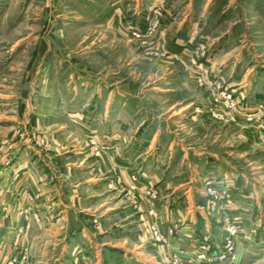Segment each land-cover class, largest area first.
<instances>
[{
	"label": "rangeland",
	"instance_id": "1",
	"mask_svg": "<svg viewBox=\"0 0 264 264\" xmlns=\"http://www.w3.org/2000/svg\"><path fill=\"white\" fill-rule=\"evenodd\" d=\"M152 1L0 0V264H264V0Z\"/></svg>",
	"mask_w": 264,
	"mask_h": 264
},
{
	"label": "crops",
	"instance_id": "2",
	"mask_svg": "<svg viewBox=\"0 0 264 264\" xmlns=\"http://www.w3.org/2000/svg\"><path fill=\"white\" fill-rule=\"evenodd\" d=\"M155 1L156 0L152 1L150 4L151 5H154L156 3ZM171 4H172V2H171ZM177 12L178 11L175 10V13H177ZM137 13H144V12L139 10V11H137ZM188 13L189 14L191 13L190 12V8H189ZM198 17H199V15L197 16V18H193V19L194 20L195 19H198ZM189 18L191 19L192 17L190 16ZM194 24H195L194 22H193V24L191 22V24L189 25L188 30L181 31L178 34L179 35H182L183 38H185L187 36H190L191 34H194L196 31L195 32L194 31H191V30H194L195 29V27H193ZM184 34H187V35L186 36H183ZM200 38L203 39L202 33H201ZM221 63H224V62H221ZM242 82H243V85H241V87H239V88H243L242 90L245 93L247 92V90L250 92L252 90V87H251L252 84L246 83V81L244 82V80ZM229 84L230 85L231 84L234 85L236 83L232 82V83H229ZM248 109H249V111L255 110L254 108H251V109L248 108ZM159 130L160 129H155V131L153 132V135H152V138L151 139H149L150 138L149 136H146L144 138L143 133H141V135L138 136V137H135L134 136L133 137L134 141H132V144H134L135 146H137V150L141 146L142 147L143 146H149L150 147V144H151L153 146V149H152L151 155H149V157H150L151 160H149L148 162L154 163V160H157V162H156L157 168L160 171L162 169L161 167H158V166H161V164H162L161 161H160L161 158H162V152L160 150L162 148V142H164V141H162L163 139H161V132ZM114 131H116V129H112V128L109 129V127L107 126L104 129V132H105V134L103 136L104 140H108V142H110L111 144H113V143H115V144H121V138L124 137V134H120L119 136H115V135H112ZM120 132H122V131H120ZM142 138H144V139H142ZM176 146L182 148L181 142H179L178 140H176L174 138H173V140H170L168 142V146H167L168 147V155H167V158L165 159V161H167V162H165V163H167L166 171H165L166 174L163 176V177H165L166 180H170L171 177L173 176L172 175L173 174V170L170 167L175 164V161L177 160L178 155L184 153V156H185V154H186L185 151H183L181 153L178 152L177 149H176ZM139 156H140V154H136L134 157L137 158V160H138ZM199 156H200V157H198L200 159L199 160L200 161L199 164H200V166L202 165V167H200V174H203V173L206 174V176L204 175V178H209V177L216 178L217 177L216 175L218 174V170L212 169V168H214V165L213 164H208V163H210V162H208L209 160L210 161H213V159H214L213 156H210V155H207V156L206 155L205 156L199 155ZM139 161H141V159ZM214 161L218 162V159H214ZM216 162H214V163H216ZM204 164L207 167L206 166L204 167L206 169V171L203 172V165ZM215 169H217V167ZM154 170H156V169H154ZM151 173H152V171H151ZM156 173H157V171H156ZM152 176L155 177L154 174H152ZM156 176L159 177V175H156ZM175 195H177V194H175ZM187 209H188V211H185L184 217L182 218V223L179 224V228L176 229L175 236L173 237V249L172 250L175 251L176 249H179L180 248V249H183L186 252V254L190 255V254L193 253L191 250H193L196 247L195 241H197L198 239L200 240L202 238H203V240L206 239V237H204V231L207 232L209 230L208 228H210V226H209V224H207V220L204 218V216L201 214V212L199 210H196V211H194L195 213H193V211L191 210V208H187ZM168 215L170 216V219L172 220L173 219L172 213H168ZM184 232H188V234L191 235V238L189 240L183 238L182 234ZM211 232L212 231H210V233ZM214 237L217 239V236H214ZM91 241H92V239H91ZM209 242H211L210 244H214L215 241L209 239ZM91 246H93L94 248H97L98 247L97 243H95V242H93L91 244ZM124 252L125 253H129L130 251L125 249ZM138 253H140V252H138ZM138 253L137 254H131L129 256V258H128V256H126L125 258H127L126 260L129 259V260H133L135 263L136 262L138 263V261H140L141 258H142V257H140V255H138ZM157 264H159V263H157ZM160 264H163V263H160Z\"/></svg>",
	"mask_w": 264,
	"mask_h": 264
},
{
	"label": "built area",
	"instance_id": "3",
	"mask_svg": "<svg viewBox=\"0 0 264 264\" xmlns=\"http://www.w3.org/2000/svg\"><path fill=\"white\" fill-rule=\"evenodd\" d=\"M260 108L263 109V106L260 105ZM255 116L254 115H249L248 120H254ZM263 128V127H262ZM207 246L203 245V243L199 246V248L194 251L192 254L188 255L186 253H182L179 256V258H176V264H203V260L206 259V255L203 252V249H205ZM184 257L186 259H184Z\"/></svg>",
	"mask_w": 264,
	"mask_h": 264
}]
</instances>
